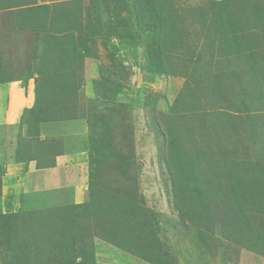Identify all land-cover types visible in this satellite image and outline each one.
<instances>
[{"label":"rangeland","instance_id":"374dc122","mask_svg":"<svg viewBox=\"0 0 264 264\" xmlns=\"http://www.w3.org/2000/svg\"><path fill=\"white\" fill-rule=\"evenodd\" d=\"M8 78L17 146L81 154L86 187L72 209L5 181L0 264H67L69 218L95 264H264V0H0Z\"/></svg>","mask_w":264,"mask_h":264},{"label":"crops","instance_id":"0c3cea01","mask_svg":"<svg viewBox=\"0 0 264 264\" xmlns=\"http://www.w3.org/2000/svg\"><path fill=\"white\" fill-rule=\"evenodd\" d=\"M21 28L26 29L22 26ZM27 80L25 78L0 80V102L7 99L4 106L0 104V120H8L7 124L0 123V131L3 130L2 133L0 132V160L3 163L0 175L1 192L6 191V181V183H12V187L24 194L32 192L39 194L52 192L73 193L74 199L72 202L74 204L80 203L81 200L77 198L81 194H85L84 189L82 191L81 189L83 186L86 187L81 179L83 175L80 172L82 165L85 164H83L85 157L76 153L68 156L70 154L66 152L65 148L58 147L57 144H51V151L49 152L27 155L16 144L17 116L25 107H29L26 97L23 95ZM29 89L30 92L27 93V97L33 95V90L31 92V87L28 86ZM39 132L41 135L40 130ZM44 135L49 136L51 139H62L61 135L55 132L51 135L45 132ZM35 138H38V140L40 138L44 139L42 136L40 138L35 136ZM74 157H77L78 160L72 161L71 159ZM46 159H49L48 164L37 165V162L41 160L46 162Z\"/></svg>","mask_w":264,"mask_h":264},{"label":"trees","instance_id":"16d2710c","mask_svg":"<svg viewBox=\"0 0 264 264\" xmlns=\"http://www.w3.org/2000/svg\"><path fill=\"white\" fill-rule=\"evenodd\" d=\"M155 54L158 56L157 58L159 59L160 55H158L156 53V51H155ZM80 205L81 204H73L72 209L78 208V206H80ZM71 212H69V209L61 210L60 214L58 212L56 213L55 219L59 222V219L62 220L63 218L67 217L69 214L73 213V212L72 213ZM3 217H5V222L3 225V231L2 232H3V234L6 235V237H5L6 243L8 245H10V243H9L10 240L17 236L19 214L17 212H14V213L7 214V216L3 215ZM66 220L68 222L67 225H65L64 227H61V228L57 227V230H59L61 232L56 230L59 234L62 235V240H64V242L61 241L60 246H61V251L64 252V255L66 256V263L67 264H73L75 262L76 258L79 256V253H86L85 255H83L81 257V260L78 264H95L93 255L86 256L87 254L90 253V252H87L86 248L82 249L79 253H77L72 248V245L74 243V239H76V232H75V229L70 231L69 225L71 224V222H73L75 220H72L70 218H69V220L68 219H66ZM40 223H42V222H40ZM44 223H45V221H44ZM47 230H45V232ZM55 233H56L55 231L52 232V234H55ZM44 235H45V233H44ZM36 260L40 261L39 258H36Z\"/></svg>","mask_w":264,"mask_h":264}]
</instances>
